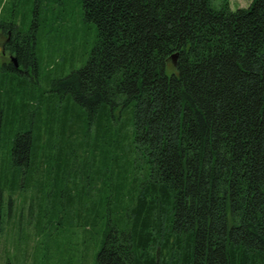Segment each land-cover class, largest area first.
I'll use <instances>...</instances> for the list:
<instances>
[{"label": "trees", "instance_id": "obj_1", "mask_svg": "<svg viewBox=\"0 0 264 264\" xmlns=\"http://www.w3.org/2000/svg\"><path fill=\"white\" fill-rule=\"evenodd\" d=\"M79 6L93 45L81 67L51 84L77 108L73 116L65 108L58 132L36 112L14 133L11 193L35 180L44 199L41 179L88 173L72 168L74 157L92 160V182L110 162L85 224L101 236L94 264H264V0L234 10L228 0ZM7 30L18 66L5 68L31 80L39 28L21 32L0 19ZM5 126L0 107V140ZM61 155L66 168L55 167Z\"/></svg>", "mask_w": 264, "mask_h": 264}, {"label": "rangeland", "instance_id": "obj_2", "mask_svg": "<svg viewBox=\"0 0 264 264\" xmlns=\"http://www.w3.org/2000/svg\"><path fill=\"white\" fill-rule=\"evenodd\" d=\"M79 1L0 0L1 20L14 23L21 32H26L31 23L39 28L36 50L38 75L32 76L31 80L18 77L17 71L6 69L11 58L8 53H0V107L3 109L6 125L0 140V185H5L0 264H94L100 247L101 236L85 224L91 219L94 193L101 191L92 186L95 183L98 187L107 189L110 162L102 163L104 165L99 163L102 172L96 173L98 180L92 182L91 175L95 168L91 165L92 160L74 157L72 168L79 167L76 172L87 168L88 173L85 175L77 172L79 176L76 179H73L72 172L65 177L60 174L57 179H41V190L43 189L45 196L48 195L44 199L40 198L39 186L35 180L32 181V187H29L27 182L20 183L18 179V190L14 195L10 190L14 174L9 168V149L14 133L27 127L31 120L34 124V117L31 118L30 114L36 112L40 114L38 118L41 117V124L51 120L55 125L54 131L58 132L65 108L69 110L68 116H73L77 108L72 99L59 95L51 84L67 75L71 69L81 67L85 63L86 53L93 45L95 29L92 24L82 20ZM221 1L214 0V3L219 5ZM250 2L251 0H228L232 10L245 8ZM4 39V34L0 33V46ZM51 116L54 117L50 118ZM47 138L48 134L44 130L42 146H45ZM58 144L59 142L55 146ZM85 148L87 145L83 143L79 153ZM68 150L65 143L61 152L65 154ZM60 158L57 160L59 163L55 162V167L66 168L63 156ZM111 164L115 167L114 163ZM44 165L47 168L54 167L52 161ZM136 165V161H133L131 170ZM114 174L111 173V176ZM124 175L126 173L122 172V176ZM112 182H115L114 177ZM68 192L69 200L66 198ZM54 204L55 209L51 210Z\"/></svg>", "mask_w": 264, "mask_h": 264}, {"label": "flooded vegetation", "instance_id": "obj_3", "mask_svg": "<svg viewBox=\"0 0 264 264\" xmlns=\"http://www.w3.org/2000/svg\"><path fill=\"white\" fill-rule=\"evenodd\" d=\"M4 36H5V39H4V41H3V45L0 46V53L3 54V55L6 54V53L9 54V52L5 49V46H6V44H8V43L10 42V40H11V37H12V31H11V30H7V31H6V35H4ZM9 57L11 58L12 55L9 54Z\"/></svg>", "mask_w": 264, "mask_h": 264}, {"label": "water", "instance_id": "obj_4", "mask_svg": "<svg viewBox=\"0 0 264 264\" xmlns=\"http://www.w3.org/2000/svg\"><path fill=\"white\" fill-rule=\"evenodd\" d=\"M10 60L13 62L14 66L17 68L18 64H17L15 58L14 57H11Z\"/></svg>", "mask_w": 264, "mask_h": 264}]
</instances>
